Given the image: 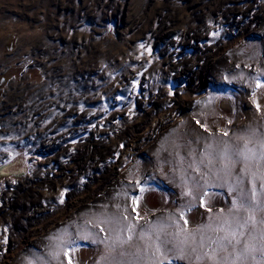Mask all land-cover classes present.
<instances>
[{"label":"rangeland","instance_id":"rangeland-1","mask_svg":"<svg viewBox=\"0 0 264 264\" xmlns=\"http://www.w3.org/2000/svg\"><path fill=\"white\" fill-rule=\"evenodd\" d=\"M262 140L264 0H0V264H264Z\"/></svg>","mask_w":264,"mask_h":264},{"label":"snow or ice","instance_id":"snow-or-ice-1","mask_svg":"<svg viewBox=\"0 0 264 264\" xmlns=\"http://www.w3.org/2000/svg\"><path fill=\"white\" fill-rule=\"evenodd\" d=\"M260 147L262 149L259 159L260 160H264V140L261 141L260 143ZM251 152V149L247 148V144H245L244 149H237L235 151H232L230 154L228 152L227 149H225V152L223 154V159L226 161L224 167L225 169H230L232 167H234L236 164L238 163H242L245 166V172H247V162L252 158V156L249 155V153ZM255 173H253V177L255 178ZM259 179L262 181L260 187L261 190L264 191V173H262L259 176ZM240 182L243 183V178H240ZM234 190V189H233ZM256 196H257V192H256V188H255V179L253 180V188L251 190V196H249L247 193H245L243 190H241V195H240V199L237 201H233V206L237 209L239 208H252L254 205H259V202L256 200ZM262 210H264V208H262ZM250 219H254L252 217H250ZM264 222V221H262ZM185 223H187V221H185ZM240 227H245V224H241ZM218 230H222V229H218ZM232 239L236 238V232L233 231L231 234ZM240 235H243V233H240ZM129 240L131 239V236H129L128 238ZM221 239H228L227 236L221 238ZM237 243H239V240L236 241ZM121 243H126V241H121ZM229 243H231V239H229ZM245 250H248L247 245L245 246ZM160 251V246L157 245V252ZM262 251H264V249H262ZM123 255V253H122ZM103 259V258H102ZM152 264H155V261L152 262ZM160 264H163V261L160 262ZM170 264V262H169Z\"/></svg>","mask_w":264,"mask_h":264},{"label":"bare ground","instance_id":"bare-ground-1","mask_svg":"<svg viewBox=\"0 0 264 264\" xmlns=\"http://www.w3.org/2000/svg\"><path fill=\"white\" fill-rule=\"evenodd\" d=\"M153 153V152H152ZM168 160V159H167ZM25 171V168H22L21 169V172H24ZM0 174H2L3 175V173L0 171ZM190 217V216H189ZM101 219V218H100ZM195 223V222H194ZM250 244V243H249Z\"/></svg>","mask_w":264,"mask_h":264}]
</instances>
